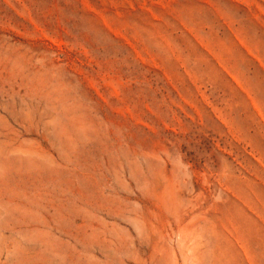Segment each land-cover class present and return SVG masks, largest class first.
Instances as JSON below:
<instances>
[{
  "label": "rangeland",
  "instance_id": "obj_1",
  "mask_svg": "<svg viewBox=\"0 0 264 264\" xmlns=\"http://www.w3.org/2000/svg\"><path fill=\"white\" fill-rule=\"evenodd\" d=\"M0 264H264V0H0Z\"/></svg>",
  "mask_w": 264,
  "mask_h": 264
}]
</instances>
